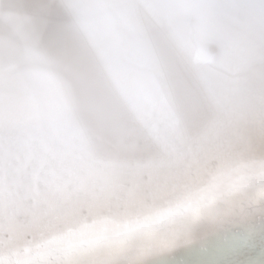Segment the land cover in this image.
<instances>
[{"label":"snow or ice","instance_id":"6c2138e0","mask_svg":"<svg viewBox=\"0 0 264 264\" xmlns=\"http://www.w3.org/2000/svg\"><path fill=\"white\" fill-rule=\"evenodd\" d=\"M84 8L0 2V264H147L234 197L264 216V0Z\"/></svg>","mask_w":264,"mask_h":264},{"label":"bare ground","instance_id":"6f19581e","mask_svg":"<svg viewBox=\"0 0 264 264\" xmlns=\"http://www.w3.org/2000/svg\"><path fill=\"white\" fill-rule=\"evenodd\" d=\"M7 3L9 0H0ZM30 4L35 0H18ZM95 0H81L88 14L87 6ZM101 45L105 38L99 35ZM158 42L166 50L176 72L186 75L187 65L182 54L163 36ZM211 75V65L205 66ZM54 100V93H53ZM145 110L146 118L156 122L155 116L144 102L138 101ZM119 115L127 118L126 110L117 106ZM247 198L237 196L221 203L211 212L188 226L191 238L182 240L174 251H165L145 257L147 264H264V216L258 210L243 211Z\"/></svg>","mask_w":264,"mask_h":264}]
</instances>
